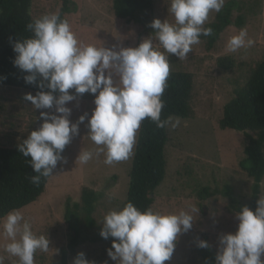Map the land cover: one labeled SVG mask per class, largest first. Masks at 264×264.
Here are the masks:
<instances>
[{"label": "clouds", "instance_id": "clouds-1", "mask_svg": "<svg viewBox=\"0 0 264 264\" xmlns=\"http://www.w3.org/2000/svg\"><path fill=\"white\" fill-rule=\"evenodd\" d=\"M225 2L170 0L167 13L174 22L154 19L148 25L153 33L136 47L85 44L58 13L44 14L28 23L26 29L32 35L11 45L13 66L26 73L23 80L27 85L38 89L34 95L25 94L24 100L40 110L42 123L17 145L18 152L30 158L35 173L30 182L39 186L41 178L54 176L67 164L66 146L80 135L85 121L87 137L96 148L79 151L75 163L81 165L101 155L109 166L129 159L146 119L158 129L179 128L180 117L161 119L170 57L184 61L193 46L201 43V36H213V28L205 24L211 13L222 11ZM255 43L247 28H242L228 39L225 50L246 51ZM85 94L94 97V107L73 122V108L68 105L77 101L74 107H79L78 100ZM199 211L196 206L169 214L151 207L142 211L129 201L103 217L99 235L104 240L112 238L107 256L114 264H165L171 260L179 237L192 229ZM235 219V233L218 237L215 264H264V195L256 200L255 210L243 206ZM0 228L6 241L3 251L17 258V264H35L37 252L49 251L48 236L34 233L21 209L9 211ZM196 246L209 248L202 239ZM0 264H5L4 255H0ZM73 264L96 262L80 252Z\"/></svg>", "mask_w": 264, "mask_h": 264}, {"label": "rangeland", "instance_id": "rangeland-1", "mask_svg": "<svg viewBox=\"0 0 264 264\" xmlns=\"http://www.w3.org/2000/svg\"><path fill=\"white\" fill-rule=\"evenodd\" d=\"M67 2L70 11L66 20L77 38L85 44L136 47L142 39L153 33L148 25L154 19L174 22L173 17L167 13L170 0H155L151 10L129 24L116 21L112 0ZM227 5L232 8L233 23L221 33L211 49L205 41H201L193 46L186 60L170 57V72L190 74L192 90L188 118L181 119L179 128L166 129L168 141L164 149L165 178L154 193L152 208L164 214L178 213L191 206H196L200 211L192 229L179 237L171 260L165 264H200L196 241L201 239V235L208 237L217 254L219 235L234 234L237 230L236 214L227 211L229 198L218 195L202 200L198 193L203 188L222 191L228 186L231 188L232 198L241 203L247 202L251 192L252 179L238 167L247 144L244 134L221 131L217 125L224 105L234 96V90L244 86L251 71L264 59V0H226L224 7ZM60 7L61 0H32L30 16L34 20L44 14L58 13ZM216 14L211 13L205 25L213 22ZM238 17L243 20L241 27L235 25ZM242 28H247L255 45L246 51L241 49L236 53L227 52L225 49L228 39L238 34ZM224 57H229L232 61L230 70L217 66V59ZM27 93L32 92L0 87V146L17 147L42 123L39 119L40 110H35L30 102L24 100ZM80 99L88 102L86 112L90 114L94 107V97L85 94ZM86 124L87 121L80 125V135L66 146L64 155L68 160L67 164L49 178L43 195L22 209L25 217L31 221L34 233L48 236L50 241L48 252L36 253L35 264H59L60 251L67 244V228L63 220L65 204L68 200L70 204L80 203L83 189L95 191L102 196L92 215L94 227L82 228L84 242L70 254L67 264H73L80 252L85 253L86 259L95 261L96 264H105L106 261L107 264H114L107 256L111 243L100 240L99 232L103 217L110 210L122 208L126 200L134 152L129 159L111 166L104 164L103 155L85 165L75 163L81 149L96 148L87 137ZM262 195L264 178L260 184V196ZM2 223L3 218L0 219V224ZM5 243L0 236V255L5 256V264H17V258L8 257L3 251Z\"/></svg>", "mask_w": 264, "mask_h": 264}, {"label": "trees", "instance_id": "trees-1", "mask_svg": "<svg viewBox=\"0 0 264 264\" xmlns=\"http://www.w3.org/2000/svg\"><path fill=\"white\" fill-rule=\"evenodd\" d=\"M154 2L155 0H112L114 18L127 24L135 22L138 16L152 9ZM31 4L32 0H0V77L4 78L0 80V87L35 93L38 89L27 85L23 80L26 73L13 66L15 53L11 45L12 41L32 35L26 29V25L33 21L30 16ZM231 10V6L227 5L216 14L213 22L205 25L214 30L213 36L200 37L209 49L214 46L221 33L232 25ZM69 11L67 0H61L58 14L66 19ZM235 25H243L241 17L236 19ZM216 63L221 69L232 68L229 57L219 58ZM167 85L161 119L169 115L188 118L192 76L181 71H172ZM76 103L74 101L68 105L73 108V121L86 112L88 107V102L84 99L78 100L79 107H74ZM217 127L221 131L242 133L247 140L238 167L252 179L250 196L245 203L237 202L232 198L231 188L228 186L222 191L203 188L198 196L202 200L218 195L229 198L227 211L231 214H236L243 206L255 210L256 200L260 197V184L264 178V59L251 71L244 86L234 90L233 98L223 107ZM167 141L166 129H158L147 119L142 122L128 175L127 196L122 207L131 201L142 211L152 208L154 193L165 178L164 149ZM32 175L35 173L30 166V158L21 155L17 147L0 146V219L13 209L22 210L43 195L50 177L41 178L39 186H36L30 182ZM101 196L95 191L83 189L80 203L70 204L69 200L66 202L63 220L67 228V244L60 251L59 264H67L70 254L83 244L82 228L94 227L92 215ZM201 239L208 242L209 248L199 249L196 246L200 264H215L216 252L208 237L201 235ZM100 240L112 243V238Z\"/></svg>", "mask_w": 264, "mask_h": 264}]
</instances>
